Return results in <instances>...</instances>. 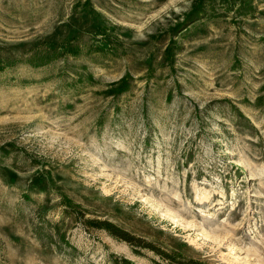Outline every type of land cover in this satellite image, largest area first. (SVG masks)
Listing matches in <instances>:
<instances>
[{
	"label": "rangeland",
	"instance_id": "374dc122",
	"mask_svg": "<svg viewBox=\"0 0 264 264\" xmlns=\"http://www.w3.org/2000/svg\"><path fill=\"white\" fill-rule=\"evenodd\" d=\"M199 1L0 0V264H264V0Z\"/></svg>",
	"mask_w": 264,
	"mask_h": 264
},
{
	"label": "trees",
	"instance_id": "16d2710c",
	"mask_svg": "<svg viewBox=\"0 0 264 264\" xmlns=\"http://www.w3.org/2000/svg\"><path fill=\"white\" fill-rule=\"evenodd\" d=\"M226 2H231V0H225ZM205 0H200L196 6L192 8V10L187 14V20L193 22L194 20L198 19L200 15L204 14ZM119 92V91H118ZM94 226L99 228H106L112 235L121 238L127 242L130 241L126 232L117 229L114 225L99 220H91L90 221ZM56 226V232H59L58 225ZM175 264H186L185 261H176ZM110 264H136L132 260L128 259L123 255H113L110 259Z\"/></svg>",
	"mask_w": 264,
	"mask_h": 264
}]
</instances>
